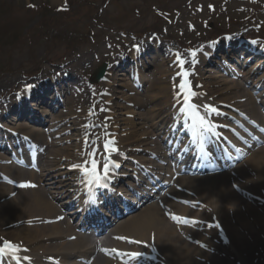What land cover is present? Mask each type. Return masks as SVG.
I'll use <instances>...</instances> for the list:
<instances>
[{"label": "rangeland", "instance_id": "374dc122", "mask_svg": "<svg viewBox=\"0 0 264 264\" xmlns=\"http://www.w3.org/2000/svg\"><path fill=\"white\" fill-rule=\"evenodd\" d=\"M178 1L177 5L171 6L169 2L168 6H164V0H0V99L15 97L29 84L34 86L37 79L52 75L48 71L72 72L81 86L75 95L76 99L71 98L67 110L70 112L79 106L83 112L80 116L85 119L88 114L93 113L91 126L99 130L100 126H96V119L101 118L100 123L106 126L104 117L108 114L104 108L107 96V87L103 84L105 82L95 83L93 79L98 66L109 60L113 63L123 54L119 49L131 46L125 40H123L125 43L119 41L122 33L142 32L152 25L155 27L159 24L160 18L155 9L169 13L174 11L180 19L178 10L183 9L188 0ZM231 2L236 3V0ZM205 4L196 7L187 5L184 12L194 10L195 16L185 26L193 27L195 24H190L191 22L207 21L210 14L214 13L215 17L225 10V0H205ZM210 5L213 8H210ZM234 6L236 5L232 8ZM237 11H240L239 17L248 20L250 24L245 23L233 33L260 35L264 43V37H261V34L264 36V0L243 2ZM81 43H84L82 47ZM165 44L169 49L176 48L184 57L188 54L185 45L179 47L171 46L173 43ZM112 90L113 99L129 100L130 93L127 94L124 89L114 87ZM10 91L12 93L14 91V94ZM16 92L18 93L15 94ZM78 131L80 130L76 132ZM76 132L72 135L78 139ZM74 145L79 147L76 142ZM65 146L63 145L65 149H74V146L67 148ZM220 180L203 182L209 195L215 192ZM4 201L9 200L0 201V206L5 203ZM211 201L212 197L202 193L198 200L204 207H211ZM25 212L29 211H22ZM212 213L205 216V221L210 222L215 218ZM14 219L11 218L5 222L9 225L0 228V241L19 240H16L14 235L17 233L15 231L21 228L10 224ZM206 231H208L206 239L213 243L214 248L217 247L212 253L210 264H264V240L258 238L256 233L246 238L242 249L237 247L236 250V245L235 248L232 247L231 238L225 243L220 241L221 237L224 239V236H227L223 231L219 232L211 226H207L204 232Z\"/></svg>", "mask_w": 264, "mask_h": 264}, {"label": "bare ground", "instance_id": "6f19581e", "mask_svg": "<svg viewBox=\"0 0 264 264\" xmlns=\"http://www.w3.org/2000/svg\"><path fill=\"white\" fill-rule=\"evenodd\" d=\"M153 67H155V65H153ZM55 71L56 70H53V72L48 71V73H51L52 75L46 76V78H43L45 77L43 76L40 80V84H37L35 87H33L32 92H35L41 87L47 88L52 84L53 87H55V84H60L64 79L70 77V75L66 74L65 71ZM160 75H167V73L165 72ZM163 78L164 77L160 78L159 80ZM218 78L219 76L213 78L218 80L215 85H222L224 88L220 86L221 90H218L215 94L224 97L223 100L228 103L229 101L243 99L247 96L251 102L250 106H253L254 104L251 92L254 91L256 87L261 86L262 82L264 83L263 77L258 83L255 84L251 92L247 91L246 93L243 92L242 94L234 93L229 99L226 98V96H228V91H236L240 89L241 86L238 84L230 85L231 83L229 81H220ZM105 82H107L106 87L109 89L107 92L110 95V100H108L105 105L106 109H108L110 112L109 117H111V119L114 121L113 125L117 127L115 129L121 130L120 126H123L126 131L130 132L127 133L130 134V138L128 139L127 143L133 142L134 144H140L136 147V149L146 146L145 144L149 143V141H151L154 137V129H149L146 127L148 125L147 119L149 116L153 118V113L155 111H153L152 114L146 113L144 115H140L139 119L135 118L138 115L131 110L127 113H123L122 111H126L128 109L124 106V104L119 103L121 100L111 98V95L113 94L111 88L115 87V84H113L111 79L110 71L105 77ZM229 85L231 87H229ZM151 90H158L157 95L153 96L152 98L153 101H156L160 96L166 94V88L164 86H160V81L151 84ZM28 91L25 90L22 92V100L26 98L25 95L28 93ZM134 100L135 98L131 99L130 102L133 103L135 102ZM166 101L170 102L168 99H166ZM3 103L4 99L2 98L0 99V109L2 108ZM9 104H13L12 106L16 105V103L12 102H9ZM41 105H43V103ZM23 111L24 110H21L19 113H22ZM159 112H161V109ZM82 114L83 112L77 106L74 111L71 110L67 114L62 115V119H66L65 117L69 115L70 117H68V120L72 121V123H69V121L66 119L63 122L61 127L62 130L60 131L59 136H69V143L73 142L74 138L70 133L71 129L68 128L69 124H71L72 126L76 127L75 130H80L78 133L76 132L80 139H76L75 141L80 144L84 142L85 140H83V137L81 136L85 125L82 117L80 116ZM1 117L2 116H0V118ZM141 119L144 121L140 122ZM56 123L57 121L55 120L52 126L49 127V132L53 133L56 131ZM20 129L22 131L26 130L24 126L20 127ZM113 132H115V130H113ZM28 134L31 135L32 132H28ZM56 135L57 134H53L54 139L50 141H48L50 136L45 135V142L44 140L41 142V148L43 151L47 150L49 147H53L52 145L54 144H56V146L53 147V151L48 153L46 152L43 156L44 161L41 164L43 169L39 175L34 176V174H31L28 177L19 175V177H17V179H20L21 177L22 179L28 178V181L31 185H34L35 183V187L38 185H44V192L46 193V196L43 194L44 192L41 191H29L28 194L19 195L15 199H11L8 202L6 201L0 206V228L9 225V223L5 222L9 221L11 218H15L12 220V222H10V224H14L15 227H23L21 230L15 231L17 233H15L14 236L16 237V240L19 239V241H22V243L26 245L28 254L24 256H32L36 258V261L40 264H45L46 260H50L52 258L58 259L64 264L69 261H76V264H85L87 259L93 260L92 263L94 264H123V262L127 259L128 264H137L138 261L142 259V255L137 258H133L130 255H123L122 259H119V256L114 255L112 257L111 255L109 259H103V262H101V258L97 256L92 257L88 255V251L82 250L87 246V241L75 240L74 242H71L69 240V238L75 236L73 229L67 231V229H63V223H52L63 215V206L70 203V201H67V195L70 192L68 177L71 175L78 177L79 175L78 171L73 168V165L83 164L84 162V160H82V154L84 152L81 151L83 146L79 145L77 148L78 150L74 149V152L70 150L73 154H71L69 157H73L74 155V164L64 167L63 171L61 168L62 160L64 157H66L67 151L60 148L61 145L59 143H63L62 141H67L68 139L66 138L62 141H56ZM38 137L41 139L43 135H39ZM151 145H153V143ZM144 152L149 154V152L146 150ZM158 155L161 157H166V155L163 153H158ZM249 165L250 167L248 168L250 169L240 168V170L235 172L237 177L240 178L239 181H236L237 179L235 181L238 183L240 190L245 193L252 194L251 192L254 191L262 192L264 195V153L260 152L259 154L252 157ZM13 171L14 169L11 167H1L0 178H3L4 174L9 175L13 173ZM248 177L260 180L258 184L253 183L252 186L255 188H253L252 191L250 190L252 187L251 183L247 182L250 180ZM186 183L187 187H191L194 190L197 188L200 195L202 193L203 195H208L210 198L212 197V206L210 208L214 209L215 214L223 221L226 234L228 235V238L232 239L233 248H235L236 245V250L237 247L242 249V247L245 245L246 238L251 234L254 235L256 233L258 238L264 240V216H262L260 212L253 207V204L242 201V198L239 196L237 197L235 194L232 195V192L229 189L227 177L221 178L220 184L218 185L219 188L216 186L215 192L211 195H209L207 187L202 181L188 180ZM13 192L14 191H12L9 187H6V185L0 184V199H4L5 197L7 198L9 195L13 194ZM59 196H61L60 200L57 199ZM215 200L219 201L220 203H216ZM231 200L232 202H230ZM165 206L166 210L171 212V203L165 202ZM227 206L230 208H227ZM22 211L29 212L22 213ZM172 213L174 214V217L178 218L179 222H183L182 219H184L186 216L184 215L186 212L184 210L181 211L180 209H178V212ZM30 221L33 223V227L31 228L27 227V224ZM199 223L200 222L193 223L191 229L186 227H173L166 221L159 207H150L149 209L144 210L137 216H134L121 225L114 249H118V251H120V255L132 252L142 253V250L138 249L140 246L148 250L151 249L152 251L158 250L157 252L159 253V257H157L152 263L148 264H210L212 262L211 250L214 249V246L211 241L204 239L203 236L199 238V235L193 232L195 230L194 227ZM183 233H185L187 237H182ZM120 237H126L127 239H120ZM188 237H191L192 239H189ZM130 240L140 241V243H129L128 241ZM188 240L192 242L198 241L201 247L190 245L187 243ZM205 248H208L209 253L203 251ZM183 261L186 262L184 263Z\"/></svg>", "mask_w": 264, "mask_h": 264}, {"label": "snow or ice", "instance_id": "6c2138e0", "mask_svg": "<svg viewBox=\"0 0 264 264\" xmlns=\"http://www.w3.org/2000/svg\"><path fill=\"white\" fill-rule=\"evenodd\" d=\"M209 7L213 8V6H211V5ZM253 43H256V42L253 41ZM193 55H195V54H193ZM177 56H178V54H177ZM185 63H186V61H184V60L179 61V66L181 69H183ZM178 75L185 78V82L181 83L179 85V89L181 90L182 95L185 97V103L188 105L189 109L194 110L197 107V105H195L192 101H193L196 94L194 92H192L190 89L185 90L186 89V82H187L186 78L189 76V73L186 70H184L181 73H178ZM208 108L213 113H218V111H219L217 108H215L211 105H209ZM193 119L197 120L202 127L205 125V118L204 117L198 116L194 113ZM209 130H210V126H209ZM114 144H115L114 140L111 141L110 143L106 142L104 144L105 153L118 152L119 151L118 149L112 147V145H114ZM98 152H99V150L91 152L88 154V156L91 157L90 163L88 160H85L83 162V164L73 165L74 169H79L84 174V181L86 183V186L89 188L90 192L92 191L93 188H100V189L107 190L109 187L108 180L110 179V163L108 161L104 162L103 171L101 174V171L99 168V161L96 159ZM111 166L119 167V165L115 164L114 162H112ZM32 186L33 185L27 184V183L20 185V187H32ZM91 202L97 203L98 198L92 200ZM185 203H189V202L185 201ZM173 219H178V218L173 217ZM184 223L192 224V223H195V221L192 219H189V218H184ZM216 227L219 228V225H216ZM120 239L126 240L127 238L126 237H120ZM128 242L129 243H140V241H132V240H130ZM19 250H20L19 247L10 241L3 242V246L0 247V253H5L6 251H11L13 254H15V253L19 252ZM121 255H130L133 258H137V257H140L142 255V253L132 252V253H124ZM16 259L19 260V257L17 256ZM24 259L29 260L30 257H24Z\"/></svg>", "mask_w": 264, "mask_h": 264}]
</instances>
